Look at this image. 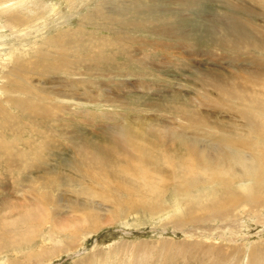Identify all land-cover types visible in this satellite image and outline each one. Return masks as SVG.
<instances>
[{
    "label": "rangeland",
    "instance_id": "1",
    "mask_svg": "<svg viewBox=\"0 0 264 264\" xmlns=\"http://www.w3.org/2000/svg\"><path fill=\"white\" fill-rule=\"evenodd\" d=\"M23 1L0 0V64L5 58L4 55L15 48L24 49L29 53L25 59L39 53L50 59L55 51L60 49L59 56L81 58L78 61L79 68L73 71L76 72L73 74L61 70L46 77L47 79L44 78V89L71 96L69 85H74L76 97H82L87 92L80 83L86 82L83 85L89 88L87 94L93 98L88 101L52 95L41 90L29 93L28 97L25 94L6 93L1 89L2 79L5 77V73H2L0 100L8 96H20L25 100L27 109L29 97L33 98L34 105L29 109L31 116H26L27 110L24 108L23 114L17 112V117L25 126L35 128V132L40 130L39 136L44 142L52 126L68 138L66 141L64 138L50 135L52 140L58 139L61 142L49 145L50 150L55 152L47 162L50 165L47 166L49 170H68L66 167L69 168L67 164L71 157L80 158L77 151L82 154L87 150L86 155L92 156L91 149L95 144L110 147L114 134L121 129L132 132L133 142L145 141L150 144L151 137L145 134L150 126H169L182 130V126L187 125L184 118L191 115L195 109L207 112L213 121L222 118L228 121V117L218 114L211 105L205 108L201 106V97L195 90L201 87V84L194 83L192 79L195 76L202 78L206 72H222L228 77L230 72L249 70V66L245 68L248 65L246 52L234 54L219 47H212L213 43H206L208 40L213 41V36L223 34L225 30L222 28L226 25L230 28L229 13L232 9L226 7L223 0H196V3L192 0L180 3H170V0H69L71 4L66 0ZM230 1L245 2L256 8L249 0ZM100 3L111 13L96 9ZM52 6L58 8L59 12H53ZM9 8L12 10H8ZM130 12L138 18L133 17ZM8 13L13 16L18 14L20 20L23 18L22 22L30 18L29 23L25 21V24H29L28 27L24 26L27 29L23 28L22 33L17 32L6 19ZM88 14H91L88 22L79 23L80 19ZM108 14L116 16L113 18L109 15L111 18L108 19ZM223 14L227 15V18L223 17ZM242 17L246 21H252L247 15ZM253 21L258 27L263 26L264 19L256 18ZM72 29L79 31V34L85 32L86 40L79 34H73L71 41L63 38L70 44L61 48L48 44L50 36L61 38L55 34ZM66 36L68 35L65 33L64 37ZM100 40L105 42L104 46L100 44ZM73 41L98 45L102 49L103 57L96 53V47L86 48L81 43L75 45ZM125 51L129 55L125 54ZM206 51L211 53L212 60L209 55L208 58L205 56ZM253 54L259 56V53ZM229 58L235 62L232 63ZM148 65L150 67H147ZM243 74L241 77H246ZM25 78L27 79V76ZM33 79L35 83V77ZM256 81L255 86L249 81L246 85L251 90L262 92L259 80ZM106 99H113L114 103L106 104L101 101ZM3 106L11 109L9 105ZM64 107H71L75 111H67ZM76 111L84 114H77ZM176 119L180 120L182 126ZM236 119L241 122L240 118ZM4 124L5 120L0 118V131ZM66 125L72 127L64 128ZM35 132H26L23 129L20 133L27 136ZM11 134L5 132L0 138L9 142L15 150L28 154V158H33L34 146H17L10 137ZM61 147L62 153L58 151ZM259 147L263 150L264 142H259ZM127 148L133 155H139L137 147L136 150L129 146ZM249 150L253 155L262 154V151L255 152V147L251 145L245 148L246 152ZM150 151L155 157L153 147ZM166 155L169 161L177 157L178 153L176 149H171ZM158 162V167L173 170L176 178L179 176L177 172L185 174L182 168L179 170L170 163L165 165L163 161ZM17 163L19 162L7 161L0 164V264H264V199H259L257 204L247 200L233 205L227 201L229 195L221 193L217 184L207 188L194 186L197 180L203 181L198 173L192 176V182L188 179L189 182L183 181L184 183L180 184V180L176 178L171 180L151 173L156 176L155 185L151 187V190L155 189V193L148 191V195L145 192H135L130 200L137 203L151 201L152 204L155 203L152 210L141 206L134 211L126 209L125 206L122 209L120 204L124 203L125 196L115 193L116 202L113 205L110 200L104 203L106 206L103 210L89 209L91 205L97 208L101 199L91 200V196L78 186V180L73 181V185L77 184L78 187L62 186L61 190L55 192L50 189V185H44L46 179L50 182L49 176H54L53 171L45 176L46 179H40L44 172L35 166V170L29 169L32 170L30 177H33L30 179L26 175H18L20 169ZM88 165L94 168L91 163ZM187 167L190 175L194 171L193 165ZM29 181L30 186L26 188ZM259 183L256 185L264 184V176ZM181 184L187 185L188 189ZM258 189L261 190L260 187ZM71 190L74 191L73 194ZM41 191L53 197L61 194L65 199H77L80 203L89 204L84 212H91L95 222L85 220L82 216L84 212L81 211L74 216L69 207H61L56 211L57 215L51 218V214L55 213V210L51 211V206L46 212L37 204L26 205V198ZM237 191L236 188L232 194L236 195ZM75 192L81 194H74ZM174 192L176 194H173ZM28 208L39 211L41 216L44 210L50 217L46 216L43 225L23 222ZM27 231L32 233L28 234ZM16 240L19 243H15Z\"/></svg>",
    "mask_w": 264,
    "mask_h": 264
},
{
    "label": "bare ground",
    "instance_id": "2",
    "mask_svg": "<svg viewBox=\"0 0 264 264\" xmlns=\"http://www.w3.org/2000/svg\"><path fill=\"white\" fill-rule=\"evenodd\" d=\"M66 1L69 2L70 4L72 3L69 0ZM171 1H175V3H180L186 0H179V2L178 0H170V3ZM192 1L196 3V0H192ZM240 2L223 0L224 5L232 9V12L229 13L230 28H228V25H226L225 28H222L223 31L225 30L224 32H222L223 34L213 36L212 37L213 41L208 40L206 43H213L212 47H217V48L219 47L223 50L230 51L231 53L234 54H240L246 52V54L248 55L247 57L248 65H246L245 68L249 66V70L242 71L241 69V71L230 72L229 73L230 76L228 77L225 76L222 72H218V73L206 72L205 76L202 78L196 76L192 78L194 83L201 84V87L195 89L196 92L201 97V101H202L201 106L205 108L207 107V105L209 106L211 105L214 108L213 110L217 111L218 114L224 117H228V121L222 120L224 118L213 121L210 119L207 112H203L202 110L195 109V111L191 115L189 116L185 115L186 117L184 118V120L187 121L186 126H182L180 124V120L176 119V121L182 126V130H177L169 126H163L161 128L150 126L148 132L145 133L146 135L148 134L151 137L150 144L145 141L133 142L132 132L127 129H121L119 132L114 134V137L112 136L113 138L111 142L113 143L110 142V147L109 146L103 147L102 146L103 144H99V145L95 144V146L91 149V151H93L92 156L86 155L87 150L83 152L84 150L83 149L82 154H80L81 151H77V155L80 158L76 156L74 158L71 157V159L69 160V164H67L69 165V168L65 166L68 170L62 171L58 169L59 171H56L55 169L50 168L49 170V168H47V166L49 165L47 162L50 161L52 154L55 153L54 151L50 150L49 145L55 144V142L60 144L61 141H59L58 139L52 140L50 138V135L57 138L61 137V139L64 138L66 141L68 140V138L62 136L52 126V128L49 129V136L46 139V141L44 142L43 140H41L39 136L40 130L35 132V128H31V127L29 128L25 126V124L21 122V119L17 117V112H19L20 114L24 113L22 111L23 108L24 110H27L26 116H31V112L29 111V109L32 105H34L33 98L29 97L30 103L28 108L26 109L25 106L26 102L20 96H8L3 100H0V118H3L5 120V124L3 129L0 131V135H4L5 132H7L8 134L11 132L12 134L10 135V137L17 146H21V147H27L29 145L34 146L35 156L33 158H28L27 157L28 154L15 150L10 145L9 142L0 138V164L2 163L5 164L7 161L19 162L16 164L19 165V169H20L18 171V175L19 176L26 175L28 177H30V174L32 173L31 171L35 170V166H36L38 170H41L45 174V175L42 174L40 179L45 178V176L49 172L53 171L54 176L48 177L50 178V182H48L49 179L47 180L45 178L46 181L44 182V185L45 184L50 185L51 187L50 189L55 190V192L61 190V188H63L62 186H68V187L70 186L71 188H76L79 186L80 188H82V191H85L87 195H89V197L91 196L90 198L91 200L93 198L101 199L100 200L101 204L99 203L97 208L91 205V207L88 206L89 209L103 210V208L106 206L104 205V203L110 200L113 205L116 202L115 196L118 194L125 196L124 203L120 204V207L122 209H124L125 206L126 209H129L130 211H134V209L141 206L143 208H149V210H152L153 207H155V203L152 204L151 201L137 203L133 200L131 201L130 198L132 194L134 195L135 192L137 193L145 192L146 194H148V191L150 192L154 191L152 194L155 193V189L153 188L151 190V187H154L155 185L156 176H153L151 173L161 175L164 178H170L171 180L176 178L175 177L176 174L170 168L158 167L157 166V164L159 163L158 161H163L165 165L166 163H170L173 166L178 167L179 170H181V168L182 170H184L185 174L184 173L179 174V172H177L179 176H177L176 179L178 181L180 180L178 184H180V182L183 181L189 182L188 179L192 182L193 181V179L191 180L192 176L198 173L199 177H201L203 181L199 182L197 180L196 185L194 186L207 188L209 187V185L215 186L217 184L221 188L220 189L221 193H225L229 195L227 198V201L229 203L234 205L235 203L244 202V201L246 202L248 200L250 203L255 202L257 204V202H259V199H264V184H261V186L256 185L264 176V152H263L264 149L262 150L259 147V142H264V23L263 26L258 27L256 22L253 20L256 18L260 20L264 19V1L249 0V2L255 4L257 9L253 8L254 5L249 6L245 4V2L244 3H240ZM51 8L53 12L56 13L59 12L58 8H54V6H52ZM96 9H101L100 11L102 12L104 11L109 12L107 10V7L103 8L101 3L97 5ZM8 10H12V9L9 8ZM6 12H10V11H6ZM242 14L247 15L248 18L252 19V21L251 22L246 21L242 17L243 16ZM109 15L111 14H108L107 16L108 19L111 18ZM90 16L91 14H88L87 17L81 18L79 23L88 22L87 20L90 18ZM111 16L114 18L116 15H111ZM133 17H137V16L133 15ZM223 17L227 18V15L223 14ZM6 19L9 22V24L13 25V27L17 29V32L19 33L23 32V28L25 30V28L29 26V24H25V21L29 23L30 18H26L27 20L24 19L25 21L22 22L21 20L23 18L20 20L18 14H16V16H13V14H9L8 18ZM85 25L84 27H86ZM166 26L168 27V25ZM172 31L173 30H171V32ZM65 33L68 36L64 37ZM73 34H79V31H75L74 29H72L62 32L60 34L59 32H57L55 35L61 38L55 39L54 36H50L47 41L49 45L58 46L59 48H61L66 44H70V42L64 41L63 38L71 41L72 39L71 35ZM79 36L83 40H86L85 32H80ZM73 42L75 43V45L81 43L85 45L86 48L96 47L95 49L96 53L102 56L101 47L95 45L94 43H89V42L82 43V41L80 42L73 41ZM100 44L104 46L105 42L103 40H100ZM191 47L194 48V46ZM66 49L69 48L66 47ZM25 51L26 50L24 49L20 50V48L18 49L15 48L13 51L7 53V55H4L5 58L2 60L1 62L2 64H0V80L2 77V73H5V77L2 79L3 82L1 83L2 85L1 89H3L6 93H15L17 95L25 94V96L28 97L29 93H33L37 90H41L44 92H49L52 95L75 97L76 99H83L88 101L93 100L92 96L87 94L89 92V88L83 85L86 82L80 83L81 86L85 88L87 92L82 97H78V96L76 97L75 95L76 88L74 85H69V90L72 92L71 96L63 93L58 94L53 92L52 90L44 89V85H42L44 78L49 77L51 75H55L59 73L61 70H65L67 74L76 73L73 71L79 68L80 63L78 61L81 58L77 59L75 57L66 58L63 55L59 56V54H61V51L60 49H57L55 51V54L52 55L50 59H47V56L41 53H39L38 55L32 58L30 57L29 59H25L24 57H26V55L29 54L28 52L26 53ZM139 52H141V50ZM253 52L259 53V56H254ZM124 53L127 54L128 52L126 53L125 51ZM204 53L207 58L208 55L209 56L211 55L209 51H206ZM204 53H202L203 56ZM64 54L66 55V53ZM69 54L71 55V53ZM132 55L130 54V56ZM114 56L116 57V55ZM19 57L22 59L19 60L18 59ZM125 58L130 59L131 57L129 58L125 57ZM229 59L232 63L235 62V60L231 58ZM138 62H140V60H138ZM77 63H79L78 66ZM236 64L237 63H235V66ZM149 65L147 67H150ZM197 69L198 68H196V70ZM242 73H244L243 76L246 77L242 78L241 77ZM246 74H248V76ZM26 76L27 79L25 78ZM33 77H35L36 79L35 83L34 81H32ZM257 79L261 84L260 86L262 92L255 91L253 89L251 90L250 87L246 85L247 81H249L252 84V86H255L257 84L256 81ZM0 92L2 93L1 90ZM99 92L102 93L101 91ZM101 101L105 102L106 104L114 103L113 99H106ZM3 105H9L11 109H7ZM63 109L67 111H75L71 107H64ZM76 113L84 114V112L81 111H76ZM235 117L240 118L241 122H239ZM69 127L72 126L66 125L64 128H69ZM23 129L26 132L27 130H30L32 133L35 132V134L24 136L20 133L21 131H23ZM64 139L63 141H65ZM36 142H38V144ZM250 145L255 147L256 149L255 152L262 151V154L261 155L250 154V151L253 149L252 147L251 150L246 152L245 151L246 146L250 147ZM127 146L132 147L135 150L137 147L139 151V155L138 156L133 155L134 153L129 152ZM152 147L154 148L155 157H158L161 160H158L154 157L153 153L150 151ZM164 149L166 150L165 152L162 151ZM171 149H176L178 156L167 161L166 152ZM62 150H63L62 147L58 149V151H61V153L63 152ZM122 152L125 156H122L123 155ZM88 163H91L94 168L89 167ZM186 164L193 165L194 171L190 175H188V167ZM42 167L44 168L42 169ZM7 171L8 170H6V172ZM31 178L33 177H30V179ZM74 179L78 180L77 182L78 186L77 184L76 186L73 185L75 183V182L73 183V181H75ZM37 180L39 179L37 178ZM40 184L43 183L40 182ZM181 185L188 189L187 185H183V184ZM29 186H30V181L28 186L25 187L27 188ZM259 187L261 188V190L258 189ZM236 188L238 189V191L235 192L236 195H234L232 193L233 191L236 190ZM181 189L183 190V188ZM73 192L71 194H73ZM77 192H75L74 194H76ZM114 193L116 195H114ZM169 193L172 194V192ZM77 194H81V193H77ZM173 194L176 193L174 192ZM61 196L63 195L58 194L56 197H53L52 195L51 196L47 195L45 191H41L34 196L32 195V197L30 198H26L25 202L26 205L37 204L38 206L43 208L46 212H48L47 210H49L51 206L53 208V210L51 211L55 210V213L53 212L54 214H51L53 216L51 218H54L55 215H57L56 211L58 209L60 210L61 207H69L71 213L74 215L75 213L77 214L80 211L83 213L87 205H89V204L86 205V203H80L77 199L75 200L65 199ZM157 198H159V196ZM40 207L38 208L40 209ZM30 208H28L29 210L27 211V213H25V221L23 222L43 225V223H45V220L47 218L46 216L50 217L48 213L47 214L44 213L45 212L44 210H43V216H41L42 213L40 214L39 211H33ZM82 216L85 220L95 222V220H93L94 218L91 212L88 213L84 212ZM31 231L33 232V230ZM31 231L30 233H32ZM27 233L30 234L28 231ZM15 243H19V241L16 240Z\"/></svg>",
    "mask_w": 264,
    "mask_h": 264
}]
</instances>
